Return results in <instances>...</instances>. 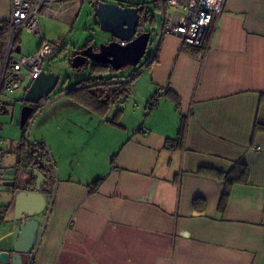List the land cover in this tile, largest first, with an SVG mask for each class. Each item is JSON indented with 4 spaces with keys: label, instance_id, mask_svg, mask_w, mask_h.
<instances>
[{
    "label": "crops",
    "instance_id": "1",
    "mask_svg": "<svg viewBox=\"0 0 264 264\" xmlns=\"http://www.w3.org/2000/svg\"><path fill=\"white\" fill-rule=\"evenodd\" d=\"M79 9L67 6L59 17L70 21ZM156 10L161 13V5ZM10 14V0H0V60L8 53ZM145 15L143 32L157 22ZM20 52L15 43L14 58L35 53ZM84 68L80 77L91 75L92 67ZM34 80L20 89L25 95ZM4 102L1 116L10 105ZM115 105L112 121H100L112 127V139L95 141L105 145L102 164L93 159L85 165L90 142L71 146L78 167L58 184L33 264H264V0H227L209 47L163 33L153 62ZM171 139H179L174 149L165 147ZM23 141L24 132L9 164L1 166L6 181L16 183L0 187V251L11 245L25 215L39 211L35 218L43 222L55 184L38 192L31 173L27 183L9 173L22 164L24 155L15 149ZM237 163L247 165V181L232 184L225 195L220 173ZM97 178L103 181L92 191L88 185ZM197 197L201 211L194 208Z\"/></svg>",
    "mask_w": 264,
    "mask_h": 264
},
{
    "label": "rangeland",
    "instance_id": "2",
    "mask_svg": "<svg viewBox=\"0 0 264 264\" xmlns=\"http://www.w3.org/2000/svg\"><path fill=\"white\" fill-rule=\"evenodd\" d=\"M93 0L83 2L81 8L76 12L75 17L71 16V20L61 19L60 17H51L42 15L40 17V26L43 34V39L48 42L63 40V48L57 47L54 56L47 61L48 72H56L60 74V82L51 94L52 97L60 91L72 87L75 83L84 76H89L85 71L84 76L80 77V73L76 72L71 67V55L75 49H79L85 45L91 44L97 48L108 43L111 40V34L101 30L98 24V18L94 16ZM112 3L129 4L130 2L138 3L145 0H110ZM129 2V3H128ZM150 11L152 17L157 18V22L149 29L152 32L151 41L148 46V51L142 59L143 65L153 49V40L155 41L157 31L161 23V13L156 10L155 6L150 3ZM174 12V10H172ZM42 43V38L38 35L23 30L19 35L16 45H20L21 54L34 53ZM61 49V50H60ZM139 66L124 68L118 71L119 74L129 77ZM25 70H27L25 68ZM110 76V75H109ZM29 77H27L28 79ZM115 85H112L114 90ZM25 91L17 90L13 93L5 92L2 95L3 101H7L8 113L0 117V149L3 152L2 168H6L9 164L11 155L10 150L19 143L23 138V130L20 127L21 112L24 106ZM50 95V96H51ZM76 94L66 95L41 112L35 119L30 139L32 141H45L50 147L51 155L54 160H50L49 155H45L46 161L43 162L44 172L48 183L55 182V172L57 171L58 180L69 177L71 172L76 169L77 163H74L75 155L71 151V146H82L90 142L89 147H85V155L87 157L86 164L90 166L93 159L99 160V165L106 158L104 142H95L100 137L112 139V127L107 124H100V121H112L114 113L118 109V105L112 108V102L107 110L95 106H82L77 101ZM61 139V141H60ZM92 146H95L92 151ZM9 150V151H8ZM8 151V152H7ZM42 151V150H41ZM110 156V155H109ZM109 158V157H108ZM11 160V159H10Z\"/></svg>",
    "mask_w": 264,
    "mask_h": 264
},
{
    "label": "water",
    "instance_id": "3",
    "mask_svg": "<svg viewBox=\"0 0 264 264\" xmlns=\"http://www.w3.org/2000/svg\"><path fill=\"white\" fill-rule=\"evenodd\" d=\"M165 0H161V24L157 32V39L148 60L141 64L142 59L145 57L148 49V45L151 41V31L143 32L140 26H144L141 22L142 6H122L116 3L100 1L94 7V16L98 18L100 28L102 31L110 33L112 40L108 43H104L98 47V50L94 49V45H90L85 49H75L71 56V67L78 73H82L81 66H84V70L92 67L94 63L108 64L114 67L116 70L137 67L139 69L131 76L108 81V84H122L131 83L138 78L153 62L156 50L158 48L160 39L163 35V28L166 22V11L164 7ZM140 30V33H138ZM61 76L56 72L42 73L36 77L32 86L28 89L24 101L31 103H38L41 99H47L46 103L33 114L34 107L31 105H25L21 112L20 125L24 130V139L27 144L31 146H37L44 143L47 147V153L50 156V160L53 162L52 166L55 169L53 157L51 155L50 147L45 141H32L30 139V132L33 127L36 116L43 112L56 100L76 91L83 86L74 85L67 89H64L54 95L52 98L49 96L55 91ZM105 82H96L93 84H87L86 87H94L98 85H104ZM49 98V99H48ZM35 164L41 166L39 160H34ZM31 173L36 182V190L41 192L43 184L46 182V176L42 173L39 167L31 165H21L16 171L13 170L14 175L20 182H26V173ZM55 184L52 192L51 199L48 204L46 215L43 222L38 221L35 216L39 212L28 213L24 219L26 222L17 225L12 234V243L7 250L0 251V264H33L35 256L40 248L42 238L48 224L53 204L58 189V174L55 172ZM37 179V180H36ZM16 181H6V184L15 186ZM34 217V218H32ZM32 218V219H30ZM38 235L36 237V232ZM29 255L28 262L25 263L24 255Z\"/></svg>",
    "mask_w": 264,
    "mask_h": 264
},
{
    "label": "built area",
    "instance_id": "4",
    "mask_svg": "<svg viewBox=\"0 0 264 264\" xmlns=\"http://www.w3.org/2000/svg\"><path fill=\"white\" fill-rule=\"evenodd\" d=\"M85 0H10L11 14L5 30L9 34L8 53L0 60V117L6 112L2 99L5 92L22 89L27 80H34L47 71V61L62 41L48 42L40 31V17H59L65 7L79 9ZM167 13L163 33L181 38L184 43L206 47L210 45L212 29L217 25L227 0H165ZM174 10V12H172ZM144 31V26L141 27ZM26 30L42 38L39 49L32 55L14 58L11 54L20 32ZM25 68L27 70H25ZM27 77H29L27 79ZM163 92V91H162ZM159 93L157 94L158 98ZM157 100L154 101V104ZM1 131V125H0ZM1 144V141H0ZM257 149H260L257 147ZM0 187L5 184L6 173L1 168Z\"/></svg>",
    "mask_w": 264,
    "mask_h": 264
},
{
    "label": "trees",
    "instance_id": "5",
    "mask_svg": "<svg viewBox=\"0 0 264 264\" xmlns=\"http://www.w3.org/2000/svg\"><path fill=\"white\" fill-rule=\"evenodd\" d=\"M140 3V2H139ZM134 5V4H132ZM135 6V5H134ZM159 8V6H157ZM151 17L150 13L145 15L146 19L148 17ZM101 73V74H98ZM94 74H97L96 76ZM110 75V76H109ZM126 78L125 76L121 75L118 73V71H114L112 69L111 65L108 64H101V63H96L92 66V71L91 75L84 77L76 82L75 85L78 86H83L82 90H76V92L72 94L76 95H82L83 102L90 105V106H95L98 109H101L100 111H105L108 109V107L111 104V101L116 100L118 97L121 95H126L129 92V88L131 83H118V84H108V81H113L117 79H122ZM104 81V85H98V87H86L87 84H93L96 82H101ZM112 85H115L114 90H109L110 88L112 89ZM84 92L85 94H82ZM157 100V97H153V99L150 101L148 106L151 108L154 106V101ZM260 123H257L259 127ZM178 140L179 139H171L166 142L165 147L169 149H174L178 146ZM257 149V147H256ZM18 153H21V151H24V160L25 165H28V163H31L34 167H39L42 171L43 169V159L46 160L45 155L47 153V149L44 143H41L37 146H31L27 144L25 141H23L18 148L15 149ZM42 150V151H41ZM39 160L41 166H38V164L34 163V160ZM24 164V163H23ZM249 174V169L246 164L242 163H237L236 166L234 167V170L229 171V172H221L220 176L224 178L227 181L226 188L224 190L225 195H227L228 191L230 190V187L232 184L237 183V182H246L247 181V176ZM103 181V178H97L94 180L91 184L88 186L92 191L97 190L98 187L100 186L101 182ZM225 195L223 199L221 200L220 207H223L221 204L225 202ZM204 204H203V199L197 197L194 200V208L198 211L203 210Z\"/></svg>",
    "mask_w": 264,
    "mask_h": 264
},
{
    "label": "flooded vegetation",
    "instance_id": "6",
    "mask_svg": "<svg viewBox=\"0 0 264 264\" xmlns=\"http://www.w3.org/2000/svg\"><path fill=\"white\" fill-rule=\"evenodd\" d=\"M85 1H87V0H85ZM84 1V2H85ZM95 2L96 1H98V3L101 1V0H94ZM102 1H104V2H110V3H112V1H110V0H102ZM129 3V2H128ZM150 3L152 4V6L154 5L155 6V8H157V6H159V8H160V5H161V0H145L144 2H138V3H134V2H130L129 4H123V2H122V4L121 3H116V4H120V5H122V6H142L143 7V10H142V12L143 11H147V14L148 13H150V15L152 16V13H151V11H150ZM83 4V3H82ZM132 4H134V5H132ZM167 4H166V1L164 2V6H166ZM147 8H149V9H147ZM99 23V22H98ZM111 40H112V37H111ZM91 44H88V45H85V46H83V47H81V48H79V49H85V48H87L88 46H90ZM94 49L95 50H98V48L95 46L94 47ZM94 64H96V63H94ZM93 64V65H94ZM92 65V66H93ZM139 69V68H138ZM136 72V71H135ZM96 87H98V86H96ZM56 95V94H55ZM49 98H52V95L51 96H49ZM48 98V99H49ZM47 100V99H46ZM46 100H41L37 105H35L34 107L36 108L37 106H40L43 102H46ZM39 109H37L36 110V112L38 111ZM35 112V111H34ZM34 147V146H33ZM21 153L24 155V151L22 150L21 151ZM25 162H27L26 160H24ZM21 165H23V161H21ZM42 173H44L45 174V172L44 171H42ZM45 176H46V174H45ZM47 177V176H46ZM37 180V179H36ZM47 183H48V181H47V179H46V182L43 184V186H42V190L43 191H45V187H46V185H47Z\"/></svg>",
    "mask_w": 264,
    "mask_h": 264
}]
</instances>
